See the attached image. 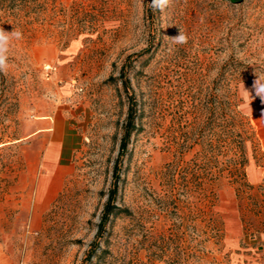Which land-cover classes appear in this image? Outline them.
<instances>
[{
    "label": "rangeland",
    "instance_id": "1",
    "mask_svg": "<svg viewBox=\"0 0 264 264\" xmlns=\"http://www.w3.org/2000/svg\"><path fill=\"white\" fill-rule=\"evenodd\" d=\"M0 27L23 36L0 73V264H264V0H0ZM128 97L122 210L85 261ZM53 114L61 165L34 132Z\"/></svg>",
    "mask_w": 264,
    "mask_h": 264
},
{
    "label": "trees",
    "instance_id": "2",
    "mask_svg": "<svg viewBox=\"0 0 264 264\" xmlns=\"http://www.w3.org/2000/svg\"><path fill=\"white\" fill-rule=\"evenodd\" d=\"M127 71H128L127 62H125L120 67V72L118 75V78L120 82L122 83L123 89L125 91H127L128 85H129V78L127 77ZM128 98L130 100V103L128 106L125 121L122 125V135L120 138L119 152H118V156L113 166L112 184L107 192L106 201L103 205V209H102L101 216H100V221L97 225L95 240H93L90 244V248L88 249L85 255V258H84L85 261H90L93 257H95L96 250L98 249L97 239L100 236H102L103 231L105 229V225L109 221L110 216L122 210L120 207L116 205V201H115L116 192H117V183L119 181V170H120L118 161H119V158L125 153L127 149L129 138L131 136V133L135 129V120L137 116L136 101L133 100L132 97H128Z\"/></svg>",
    "mask_w": 264,
    "mask_h": 264
},
{
    "label": "crops",
    "instance_id": "3",
    "mask_svg": "<svg viewBox=\"0 0 264 264\" xmlns=\"http://www.w3.org/2000/svg\"><path fill=\"white\" fill-rule=\"evenodd\" d=\"M256 111L264 114V105H257ZM35 125L34 132L46 136L45 161H53L61 165L74 148L73 138L70 137L71 128L67 126L65 117L56 114L43 116L35 122Z\"/></svg>",
    "mask_w": 264,
    "mask_h": 264
},
{
    "label": "clouds",
    "instance_id": "4",
    "mask_svg": "<svg viewBox=\"0 0 264 264\" xmlns=\"http://www.w3.org/2000/svg\"><path fill=\"white\" fill-rule=\"evenodd\" d=\"M171 0H150L151 9L156 12H164L170 5ZM22 33L19 30L14 29L11 32L5 31L0 27V73H6L9 68V52L13 47V42L22 39ZM172 43L177 45H184L187 43L188 37L184 32L179 30L178 35L174 37H168ZM255 92L262 100H264V76L258 77L255 82ZM249 92L245 91L246 98L249 96Z\"/></svg>",
    "mask_w": 264,
    "mask_h": 264
},
{
    "label": "built area",
    "instance_id": "5",
    "mask_svg": "<svg viewBox=\"0 0 264 264\" xmlns=\"http://www.w3.org/2000/svg\"><path fill=\"white\" fill-rule=\"evenodd\" d=\"M251 264V263H250Z\"/></svg>",
    "mask_w": 264,
    "mask_h": 264
}]
</instances>
